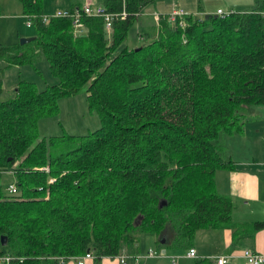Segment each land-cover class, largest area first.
I'll use <instances>...</instances> for the list:
<instances>
[{
    "label": "trees",
    "instance_id": "trees-1",
    "mask_svg": "<svg viewBox=\"0 0 264 264\" xmlns=\"http://www.w3.org/2000/svg\"><path fill=\"white\" fill-rule=\"evenodd\" d=\"M155 1L101 0L116 13L111 26L83 15L86 30L76 34L70 15L42 20L45 0H19L35 36L0 43L4 67L38 71L43 55L56 80L37 88L19 79L0 99V264H57L87 250L98 262L131 250L144 233L158 247L190 248L196 229L232 225L233 203L217 191L215 171L233 167L222 135L241 128L251 105H264V10L189 12L173 25L167 14L159 35L118 49ZM81 89L100 126L40 135L39 120ZM216 256L196 255L193 264Z\"/></svg>",
    "mask_w": 264,
    "mask_h": 264
},
{
    "label": "crops",
    "instance_id": "crops-1",
    "mask_svg": "<svg viewBox=\"0 0 264 264\" xmlns=\"http://www.w3.org/2000/svg\"><path fill=\"white\" fill-rule=\"evenodd\" d=\"M66 2H69V4L65 8H70L72 5L77 7L84 2L102 5L101 0H66ZM175 6H180L187 12L201 16L209 8L216 9V11L221 8L237 11L264 10V0H156L145 5L135 20L139 25L138 29L135 30V34L138 38L137 42H140L136 46L145 43L150 27L154 28L156 36L159 35L160 18L166 16ZM51 11V9L47 11L44 9L45 13ZM0 15L17 17V20L18 18H26L19 0H0ZM168 23L173 25V21L170 19ZM14 30L17 37L26 35L18 26ZM85 30L84 26L81 33H84ZM15 43L17 42H11V44ZM0 60L2 63L0 72L2 74L8 67L21 66L11 64L4 67L5 60ZM250 107L253 110L244 115L245 121L241 128L224 133L220 139L221 152L224 157L231 160L233 167L219 168L215 171L217 191L228 195L233 203L232 225L196 229L191 246L196 249L197 257L212 258L218 254H226L228 255L227 264H249L242 256L241 251L244 247L264 253V226L258 229H253L251 226L255 221H264V107L260 105ZM162 239V242H164L165 238ZM149 247L152 248V246ZM168 248H170L168 245L165 247L157 246L158 251H155V255L141 257V263L169 264V258L159 254L165 252ZM184 248L187 251L188 248ZM145 250L146 248L142 250L140 245L136 243L131 250L124 248L121 253L138 252V254H145L147 251ZM186 251L183 258L194 259V257L187 256ZM176 262L175 264H177ZM62 264L76 263L68 259ZM84 264L120 263L115 256H103L98 262L91 259ZM127 264H134V262L130 259Z\"/></svg>",
    "mask_w": 264,
    "mask_h": 264
},
{
    "label": "rangeland",
    "instance_id": "rangeland-1",
    "mask_svg": "<svg viewBox=\"0 0 264 264\" xmlns=\"http://www.w3.org/2000/svg\"><path fill=\"white\" fill-rule=\"evenodd\" d=\"M97 1V0H96ZM95 3V2H93ZM69 2L66 0H45L44 9L55 10V9H67ZM221 10L228 12V9ZM2 13V11H1ZM216 9H207L201 16L206 14H215ZM18 25H15V24ZM21 28V30L26 34L22 36H16L15 27ZM139 25L135 22L128 30L125 40L119 45L118 49L124 45H129V47H136L140 42L135 34L136 28L138 29ZM24 29V30H23ZM148 36L146 39H151L156 37L154 34V28L150 27L148 29ZM21 34V33H20ZM35 30L33 23L27 25V19L24 18H13L12 16L0 15V43L10 45L11 42H19L22 37H34ZM139 46V45H138ZM117 49V50H118ZM1 59V58H0ZM36 64L38 66V71L35 70L30 65H21V66H12L8 67L3 71V74L0 72V78L2 79V90L0 93V99H5L14 95L15 89L14 86L18 84L19 79H28L36 82L37 88H42L46 83H52L56 79L51 75L48 62L43 55H40L36 58ZM2 65L0 60V66ZM59 110L56 115L43 117L38 122L39 133L41 134H60L63 131L73 133V134H83L88 133L101 124L99 112L96 108H91L88 103L86 96V91L81 89L74 96H64L58 99ZM256 106V105H251ZM263 106L264 105H260ZM252 107L247 110V114L252 112ZM49 133V134H47ZM11 179V176L8 174L2 175V181L8 183ZM140 248L143 250L146 248L148 250L149 246H152V249L158 251L157 245L155 244L154 236L151 234L144 233L140 236L138 242ZM149 247V248H147ZM131 246L128 247V250ZM145 250V251H146ZM186 249L181 246H174L166 249L165 252L159 253L160 256H167L169 258V264H193L191 258H183ZM144 253V252H141ZM142 255V254H141ZM174 259V261H173ZM143 264V263H142Z\"/></svg>",
    "mask_w": 264,
    "mask_h": 264
},
{
    "label": "built area",
    "instance_id": "built-area-1",
    "mask_svg": "<svg viewBox=\"0 0 264 264\" xmlns=\"http://www.w3.org/2000/svg\"><path fill=\"white\" fill-rule=\"evenodd\" d=\"M219 14H225L226 11H223L221 9H218L216 11ZM189 12L185 11L180 6H175L169 13L168 18L171 21H175L179 18V23L182 24L183 20L182 17ZM126 12L122 10V15H125ZM70 15L72 19V25L74 33L81 34V32L84 30V23L82 21L83 15H91V16H100L103 18L105 22V26L109 28L113 22V19L116 15V13H112L110 11H107L106 8L101 4H92L90 2H84L82 5L75 7L72 11H70L69 8L67 9H55L52 13H44L41 18L42 20H48L51 16H67ZM27 19V25L32 23V15H26ZM52 180V179H50ZM7 189L10 193H16L17 192V186L16 184L11 181L7 184ZM242 256L249 264H264V253L253 250L248 247H244L242 249ZM187 256L195 257L196 250L194 247H190L186 251ZM155 250L152 248H149L145 254H128V253H119L116 255L118 261L120 264H127L128 260H132L134 264H142L140 259L143 256H154ZM95 258V255L93 252L87 250L85 253L80 255H71L68 257L65 256H58L57 257V264H62L65 262V260H73L76 264H84L87 260H93ZM4 260L6 263L9 260V256L4 255ZM174 261V259H173ZM228 261V255L226 254H219L215 258V264H227Z\"/></svg>",
    "mask_w": 264,
    "mask_h": 264
},
{
    "label": "water",
    "instance_id": "water-1",
    "mask_svg": "<svg viewBox=\"0 0 264 264\" xmlns=\"http://www.w3.org/2000/svg\"><path fill=\"white\" fill-rule=\"evenodd\" d=\"M214 16H217V14L215 13ZM205 17H208V14H206ZM32 38L33 37H22V38H20V43L30 41ZM161 241H163V239ZM1 242H2V244L6 243V236L5 235H1Z\"/></svg>",
    "mask_w": 264,
    "mask_h": 264
}]
</instances>
